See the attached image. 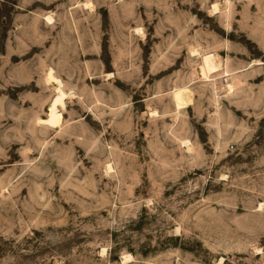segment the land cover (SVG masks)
Returning a JSON list of instances; mask_svg holds the SVG:
<instances>
[{"label": "rangeland", "instance_id": "1", "mask_svg": "<svg viewBox=\"0 0 264 264\" xmlns=\"http://www.w3.org/2000/svg\"><path fill=\"white\" fill-rule=\"evenodd\" d=\"M0 264H264V0H0Z\"/></svg>", "mask_w": 264, "mask_h": 264}, {"label": "bare ground", "instance_id": "2", "mask_svg": "<svg viewBox=\"0 0 264 264\" xmlns=\"http://www.w3.org/2000/svg\"><path fill=\"white\" fill-rule=\"evenodd\" d=\"M216 9V8H215ZM48 22H51V17H46ZM214 55H203L201 58V63L198 66V68L195 71V74L198 79H207L209 80L212 77V74L216 73L218 71V67L214 62ZM48 80L55 84V89L57 96L54 98V100L49 105V114L46 119L42 120L41 123L51 129H56L61 126V119H62V113L58 108L64 109L65 108V99L68 97V94L63 91L62 89V82L55 77L54 74L50 71L48 73ZM227 88L230 90L233 89L232 85H228ZM189 92V90L185 87L182 89H177L173 92V102L175 104V108H177L178 111H181L183 108H185L189 101L186 97V94ZM126 260H129L130 257H126ZM124 259V260H125Z\"/></svg>", "mask_w": 264, "mask_h": 264}]
</instances>
